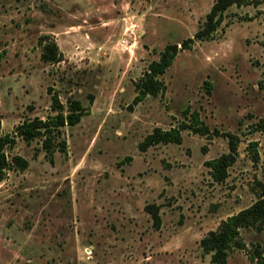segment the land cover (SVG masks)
Listing matches in <instances>:
<instances>
[{
  "label": "rangeland",
  "instance_id": "1",
  "mask_svg": "<svg viewBox=\"0 0 264 264\" xmlns=\"http://www.w3.org/2000/svg\"><path fill=\"white\" fill-rule=\"evenodd\" d=\"M215 1L0 0V135L54 115L55 94L87 109L64 128L66 152L50 155L41 140L21 138L8 150L30 164L0 181V264H211L201 239L253 204L264 184V130H256L264 119V0L230 7L214 40L179 52L162 76L164 94L134 99L148 65L192 37ZM132 22L143 34L128 52L119 41ZM44 36L59 45L61 62L42 59ZM186 108L201 114L209 135L186 130L181 144L140 150L156 127L179 125ZM224 133L241 142L218 183L206 161L229 151ZM147 204L161 207L160 230ZM242 237L246 249L228 264H253L258 244L264 256V231Z\"/></svg>",
  "mask_w": 264,
  "mask_h": 264
},
{
  "label": "trees",
  "instance_id": "2",
  "mask_svg": "<svg viewBox=\"0 0 264 264\" xmlns=\"http://www.w3.org/2000/svg\"><path fill=\"white\" fill-rule=\"evenodd\" d=\"M262 0H216L206 16L203 24H200L196 33L179 44H169L161 52L158 60H153L145 70L142 77L135 83L137 95L134 103L142 102L148 95L158 96L166 91V83L162 76L166 74L174 63L181 50L192 49L196 42L214 40L219 27L224 21L226 11L233 5H259ZM49 36H44L46 43L43 45L42 59L50 63H58L63 60V54L60 52L59 45L49 40ZM205 84L210 92L211 82L206 80ZM52 109L54 115L46 119L35 117L27 119L19 124L13 134L0 135V181L4 180L11 170H26L29 167V160L16 154L10 155L9 149L15 147L17 139L21 138L31 142L39 139L46 152L53 155L55 151H67V142L64 139V128L66 126H75L78 124L87 109L82 100L74 97L67 98L65 106L59 95L52 97ZM186 116L179 125L170 129L156 127L149 133L143 141L139 143L141 151H147L151 146L158 144H181L183 141V132L191 130L202 135H209L211 129L206 124L201 114L189 108L183 111ZM256 130H264V119L257 123ZM219 134L218 130H214ZM229 138V151L221 156L206 161L210 170V175L215 182H224L229 177V170L237 161L239 156V144L241 139L237 134L224 133ZM253 148L252 159L259 162L261 156L257 150L258 143L251 144ZM264 163V159H263ZM257 199L250 206L241 209L239 212L228 216L222 220L218 227L210 230L200 241V247L204 254H210L211 264H228L230 254L234 250H245L247 245L243 240L242 232L244 229H254L257 232L264 231V184L259 182ZM147 213L152 217L153 227L160 230L162 226L161 207L156 204H147L145 207ZM253 264H264V256L260 245H255L254 251L249 255Z\"/></svg>",
  "mask_w": 264,
  "mask_h": 264
},
{
  "label": "built area",
  "instance_id": "3",
  "mask_svg": "<svg viewBox=\"0 0 264 264\" xmlns=\"http://www.w3.org/2000/svg\"><path fill=\"white\" fill-rule=\"evenodd\" d=\"M139 25L137 23H130L125 27L124 34L122 38H120L119 44L124 51L131 52V47L135 44V41L138 37H140L143 33L139 31ZM133 39V44L130 43V39Z\"/></svg>",
  "mask_w": 264,
  "mask_h": 264
}]
</instances>
